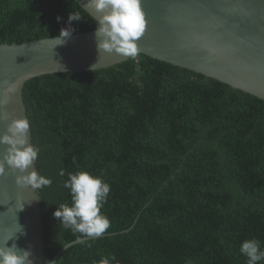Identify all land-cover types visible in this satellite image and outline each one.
<instances>
[{"label": "trees", "instance_id": "trees-1", "mask_svg": "<svg viewBox=\"0 0 264 264\" xmlns=\"http://www.w3.org/2000/svg\"><path fill=\"white\" fill-rule=\"evenodd\" d=\"M73 12L72 35L97 29L75 0H0V41L58 37ZM24 99L38 173L52 181L39 190L46 259L86 238L53 216L78 171L111 185V227L57 264H246L245 240L264 250V100L143 54L31 79Z\"/></svg>", "mask_w": 264, "mask_h": 264}, {"label": "water", "instance_id": "water-1", "mask_svg": "<svg viewBox=\"0 0 264 264\" xmlns=\"http://www.w3.org/2000/svg\"><path fill=\"white\" fill-rule=\"evenodd\" d=\"M75 1L97 22L102 18L104 13L88 7L89 0ZM142 8L147 28L137 42L138 55L191 70L264 100V0H142ZM96 31L71 35L60 45L57 37L23 44L0 41V137L12 120L28 119L24 87L29 80L97 71L130 59L98 52ZM17 83L18 91L6 94L8 85ZM28 142L33 145L31 128ZM7 147L0 144V160ZM5 167V175L0 176V246L13 237L8 247L15 244L29 250L32 264H57L65 250L97 239L77 240L52 260L46 259L39 190L16 182L18 176L38 172L36 161L23 173ZM20 226L22 233H18Z\"/></svg>", "mask_w": 264, "mask_h": 264}, {"label": "clouds", "instance_id": "clouds-1", "mask_svg": "<svg viewBox=\"0 0 264 264\" xmlns=\"http://www.w3.org/2000/svg\"><path fill=\"white\" fill-rule=\"evenodd\" d=\"M89 8L104 13L97 23V49L98 52H115L124 57L135 59L140 48L138 41L144 36L147 28L146 14L142 8V0H89ZM83 17L73 12L68 17L69 27L61 29L57 45L70 38L74 31L70 26L73 21ZM58 21L60 18H57ZM53 39V40H55ZM56 45V46H57ZM95 69V65L93 66ZM7 83V82H5ZM19 84H9L7 93H16ZM6 103V100L3 101ZM4 121L8 120L6 114ZM30 122L28 119H14L7 127V132L0 137V144L8 146L3 159L0 160V176L5 175V164L12 173L19 170L26 172L39 158L40 149L28 142ZM65 173L61 170L60 175ZM68 180L63 187L70 189L72 203L60 204L53 213L55 219L73 234L79 233L86 238H98L105 234L111 227L109 218L102 213V208L107 203L111 185L101 177L94 176L86 171L69 173ZM18 185L31 186L34 190H42L51 186L52 181L36 171L28 175L18 176ZM24 206V205H23ZM23 206L19 210H23ZM20 226L18 233H22ZM16 236V235H15ZM9 237L0 246V264H32V253L29 250L19 249L15 244L8 247ZM240 253L246 257V264H259L264 261V250L258 240H245L240 247ZM116 258L102 257L98 264H111Z\"/></svg>", "mask_w": 264, "mask_h": 264}]
</instances>
